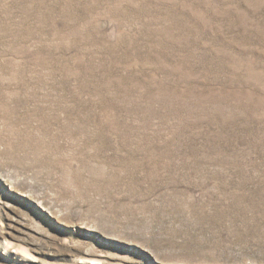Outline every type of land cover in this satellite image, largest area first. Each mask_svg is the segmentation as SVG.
Masks as SVG:
<instances>
[{
  "label": "rangeland",
  "instance_id": "1",
  "mask_svg": "<svg viewBox=\"0 0 264 264\" xmlns=\"http://www.w3.org/2000/svg\"><path fill=\"white\" fill-rule=\"evenodd\" d=\"M0 264H264V0H0Z\"/></svg>",
  "mask_w": 264,
  "mask_h": 264
}]
</instances>
